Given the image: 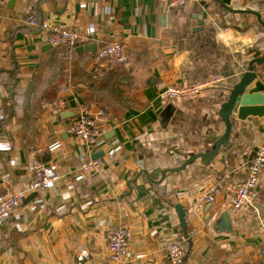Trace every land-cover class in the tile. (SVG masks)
I'll return each instance as SVG.
<instances>
[{
    "label": "crops",
    "instance_id": "crops-1",
    "mask_svg": "<svg viewBox=\"0 0 264 264\" xmlns=\"http://www.w3.org/2000/svg\"><path fill=\"white\" fill-rule=\"evenodd\" d=\"M165 2L7 0L0 6V193L5 186L22 189L32 162L59 175L50 189L27 195L0 230V264H112L107 235L119 226L128 231L125 264H170L166 247L175 242L185 247L183 264H264V169L253 196L238 210L231 206L254 150L264 144V115L238 120L232 114L229 137L214 158L189 160L223 135L219 111L228 89L248 62L264 57V0H189L172 9ZM55 27L85 35L94 52L76 47L67 58L47 41ZM108 42L121 43L128 55L113 72L91 62ZM253 72V91L263 93L264 59ZM207 80L217 82L199 95L157 98L165 87ZM57 98L69 103L62 111L69 114L53 118L39 105ZM102 106L108 113L96 145L65 132L80 109ZM89 158L100 167L78 174ZM222 172L230 175L228 185L199 206ZM223 211L230 233L213 229Z\"/></svg>",
    "mask_w": 264,
    "mask_h": 264
},
{
    "label": "built area",
    "instance_id": "built-area-1",
    "mask_svg": "<svg viewBox=\"0 0 264 264\" xmlns=\"http://www.w3.org/2000/svg\"><path fill=\"white\" fill-rule=\"evenodd\" d=\"M167 8H179L185 6L189 0H165ZM7 0H0V6ZM25 24L31 27H37L38 24L27 19ZM41 28H47L45 24ZM48 43L57 49H63L67 58L76 47H81L88 43L89 39L77 31L66 28H51L47 36ZM91 62L107 72H113L128 62L124 46L119 42H108L99 46L91 58ZM217 80H207L189 85H178L165 87L158 91L157 98L162 103L170 102L176 99L193 97L199 95L204 89L216 83ZM264 94V88H263ZM40 109L47 112L49 116L57 118L58 115L66 110L69 103L62 99H53L41 101ZM108 108L106 106L98 107L94 110L82 108L78 115L70 121L65 132L70 135L74 141L82 142L88 147H93L96 142L102 138L104 129L102 124L106 119ZM4 119V114L0 112V121ZM37 150H34V154ZM225 164L226 161H225ZM100 167V162L96 159H84L78 166V174L94 172ZM264 169V144L259 145L253 152V155L247 165L246 176L236 187L231 206L233 209H240L255 192L257 179ZM31 178L29 182L20 190H15L10 186H5L0 193V230L7 225L10 217L20 208L24 199L31 193H39L50 189L59 179V175L46 169L40 162H32L29 165ZM78 176V175H77ZM80 176H78L79 178ZM230 175L222 172L216 176L215 182L210 185L205 194L200 197L197 204H210L215 197L222 193L228 185ZM109 260L112 264H125L128 249V231L124 227H114L107 235ZM167 258L170 264H183L186 251L183 243L175 242L166 247Z\"/></svg>",
    "mask_w": 264,
    "mask_h": 264
},
{
    "label": "water",
    "instance_id": "water-1",
    "mask_svg": "<svg viewBox=\"0 0 264 264\" xmlns=\"http://www.w3.org/2000/svg\"><path fill=\"white\" fill-rule=\"evenodd\" d=\"M216 1V0H215ZM260 22V19H259ZM263 25V23H261ZM264 27V25H263ZM94 45H84L82 47H77L75 51L81 53L83 51L94 52ZM253 59L246 65V71L242 74L238 82L230 87L227 91L226 99L221 104L219 115L221 120L224 123V133L218 139V141L213 145L211 151L206 154L194 155L189 160L192 161L196 158H201L202 160H212L217 154L221 145L227 140L231 132V122L230 119L232 114H236L238 120H245L248 116H263L264 115V94L258 91H253L256 82H253L256 79V74L253 72V64L259 63L263 60ZM67 115L69 113L65 112ZM62 112L61 114H65ZM177 212L179 216L180 223L184 227V211L178 207ZM213 229L217 233H230L231 225L228 220L226 211L221 212V214L216 217L213 221Z\"/></svg>",
    "mask_w": 264,
    "mask_h": 264
}]
</instances>
